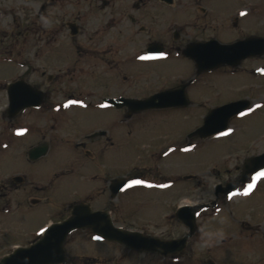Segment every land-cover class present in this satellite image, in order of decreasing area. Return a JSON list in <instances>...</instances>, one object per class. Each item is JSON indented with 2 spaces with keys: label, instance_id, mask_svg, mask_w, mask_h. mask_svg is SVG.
Listing matches in <instances>:
<instances>
[{
  "label": "rangeland",
  "instance_id": "rangeland-1",
  "mask_svg": "<svg viewBox=\"0 0 264 264\" xmlns=\"http://www.w3.org/2000/svg\"><path fill=\"white\" fill-rule=\"evenodd\" d=\"M214 1L176 0L175 3L206 5L209 13L220 10L222 16H227L229 13L217 7ZM241 1L246 2L224 0L231 4ZM79 3L97 5L102 0H81ZM219 3L222 4L220 0ZM39 4L37 0H0V183L10 184L11 177L17 174L26 179L7 196L1 197L0 193V258L15 246L28 245L35 240L45 224L64 218L70 203L77 200H90L93 208L109 209L120 226L164 239L182 236L188 229L176 218V208L183 203H212L217 184L235 180L246 157L264 152L262 78L254 74L250 81L241 76L243 74L234 79L220 78L222 102L246 96L247 85L252 86L253 110L234 118L224 132L226 135L189 140L188 134L201 125L208 110L220 103L214 93L215 74L196 76L193 65L188 67L190 63H185V80L196 79L192 89L201 92L197 100L203 99L206 105H190L179 113H142L133 115L141 116L138 119H124L121 111L115 108L101 113L102 104L92 107L95 109L79 104L65 107L70 100H77L71 97L69 90L63 89V82L70 84L65 75L73 72L69 66L73 54L69 49L70 34L66 27L57 24L61 30V56L47 63L45 68L49 73L64 77L63 87L51 91L44 107L28 109L12 121L7 118L8 98L1 86L20 77L27 69L24 64L30 63L34 71L28 80L44 87L40 75L43 62L33 49L27 57V51L22 50L21 38L26 21H29L24 17L25 8L30 7L33 15H37ZM190 9L189 13L185 12V40L213 36L211 28L215 24L210 26L197 20L193 17L194 8ZM43 20L48 24L46 19ZM90 20L88 27L102 24L100 16L95 18V14ZM49 27L46 25L47 31ZM204 27L205 33L202 32ZM34 34L38 36L36 31ZM96 69L95 65L91 78L82 82L85 84L83 94L148 93L130 88L121 91L117 81H111L107 89L96 87L95 80L100 75V72H94ZM97 70L102 71V68ZM118 73L121 70L108 71L110 78ZM257 104L261 107L256 108ZM98 128L109 132L104 166L97 162L98 153L96 159L90 161L77 145L83 141L88 148L85 135ZM44 140L50 144L49 153L35 163L28 162L27 150ZM184 144L187 150L182 148ZM165 152L168 154L164 155ZM130 173L134 179H143L148 184L168 186L128 187L113 200L109 195L103 200L88 197L99 185L101 176L110 180ZM188 175L191 177L186 178ZM31 180L37 182L39 192L33 188ZM249 184L253 187L248 195H244ZM33 198L38 199L36 203H31ZM198 213L196 232L188 239L185 261L181 254L176 261L167 258L173 261L171 264H205L208 260L215 264H264V176L250 177L231 195H219L215 204ZM98 240L89 231L73 232L65 244L68 260L64 264H167L155 254L129 251L116 243Z\"/></svg>",
  "mask_w": 264,
  "mask_h": 264
},
{
  "label": "flooded vegetation",
  "instance_id": "flooded-vegetation-1",
  "mask_svg": "<svg viewBox=\"0 0 264 264\" xmlns=\"http://www.w3.org/2000/svg\"><path fill=\"white\" fill-rule=\"evenodd\" d=\"M37 1L40 2L37 15H33V10L30 7L25 8L24 11V17L29 21H26L27 26L21 37L23 40L22 50L27 51L28 57L30 49H33L38 59L43 62L40 75L44 87H39L47 92L48 98L51 91H55L65 84L63 89L69 90L71 97L82 101L87 108L95 109L92 107H99V104L104 105L100 107L102 109L101 113L104 114L105 109L111 107L104 101L105 99L146 98L160 91L173 90V97L168 100L170 106L149 109L134 115L142 113L169 114L168 111L179 113L190 105L203 107L206 105L205 101L203 99L197 100L201 92L192 89L196 79L185 80V63H190L188 67L190 65L194 67V64L191 59L185 56L183 50L189 43L208 42L210 40L228 44L243 42L244 40L249 41L247 48H242L235 53L236 57H242L238 65H223L212 71L196 75L215 74L214 93L219 101L223 98L218 83L220 78L234 79L238 77L237 75L243 74L241 76H245L246 80L250 81L254 74L262 78L260 86L263 87L264 85V0H246V2L241 1L232 4L231 2H224V0H220L222 2L220 4L219 0H215L214 3L217 7L223 9L225 13H229L227 16H222L220 10L216 13H209V7L206 5L178 4L175 3L176 0L170 2L167 0H102V3L97 5L81 4L79 3L81 0H70V3H66V0ZM190 8H194L195 14H193V17L195 16L197 20L210 24V26L212 23L215 24L211 28L213 36L185 40V12L189 13ZM241 13H245V15H241ZM94 14L95 18L100 16L102 24L88 27L91 22L90 17ZM43 18L48 21V24ZM57 24L66 27L67 32L70 34L71 45L69 49L72 51L73 60L69 66L72 67L73 72L72 74L69 73L68 76L65 75L69 78L70 84L63 82V76L58 75V73H49L45 68L47 63H51L61 56V30L57 27ZM46 25H50L49 31H47ZM29 27H32V29L30 30ZM32 30L37 32V37L34 34L35 31ZM206 30V27H204L202 32L205 33ZM152 43H157L162 52L149 54L147 50ZM159 54H163L162 59L140 60L137 58L141 55ZM97 60L99 62H96ZM95 65L97 69L102 68V71L94 70V72H100L95 80L96 87L107 89L111 81H117L121 91L130 88L148 93L145 95L118 93L102 94L100 96L94 93L83 94L85 84L82 82L91 78ZM24 66H27L26 70H30V73L34 71L30 63H25ZM112 69H119L121 73L110 78L108 71ZM56 83L60 84L56 85ZM1 88V91L8 98L7 85H2ZM246 90L247 95L240 98H247L253 103L255 95L250 96L254 92L253 87L247 85ZM185 92L189 101L188 106H185ZM48 101L49 99H46L44 106ZM225 102L220 101L217 105ZM119 110L124 119L136 117L129 114L126 107ZM96 112L98 111L96 110ZM101 117L104 119L102 115ZM140 117L137 116L135 119ZM162 119L167 120L166 118ZM97 130L106 129L98 128ZM87 142L89 144L88 148L85 147L83 141L78 142L80 144L77 145L82 148L81 150L86 157H89L90 161L95 160L98 153L100 158L97 162H101V165L104 166L103 161L106 160L109 147V135L97 136L88 139ZM182 148L185 149V144L182 145ZM26 158L28 162L35 163L29 160L27 153ZM131 176L133 177V175ZM21 178L15 179L12 177L10 184L0 183L1 197L17 190L20 187L18 184L21 185L26 180L24 176ZM31 182L33 188L39 192L37 182L34 180H31ZM108 183L107 177L101 176L99 185L95 187L94 192L89 193L88 197L103 200L109 195ZM26 194L28 198V192ZM37 200V198H33L31 203H36ZM181 254L185 261V249ZM167 257L169 260H177L180 256L176 257L170 254L165 258H161L167 263H172L173 261H168Z\"/></svg>",
  "mask_w": 264,
  "mask_h": 264
},
{
  "label": "water",
  "instance_id": "water-1",
  "mask_svg": "<svg viewBox=\"0 0 264 264\" xmlns=\"http://www.w3.org/2000/svg\"><path fill=\"white\" fill-rule=\"evenodd\" d=\"M167 1L170 2L171 0ZM248 42L247 40L233 44H220L214 40L203 43L195 42L190 43L184 51L185 55L191 57L195 62L199 73L203 70L214 69L221 64H238L241 57H236L235 53L242 48H247ZM148 50L149 52L161 51L157 43L150 44ZM173 93L172 90H166L144 99L109 98L105 101L117 108L126 106L130 113H133L150 108L167 107L168 100L173 97ZM8 96V116L13 118L22 109L38 107L43 104L47 93L21 78L8 85ZM187 104L185 94V105ZM249 105V100L241 99L212 108L205 116L203 124L191 132L189 138L195 136L207 138L226 130L230 119L247 110ZM47 151V143H41L30 149L29 156L31 159H35L46 154ZM262 170H264V152L246 158L240 177L234 182H227L225 186L218 184L215 188L216 197L219 193H232L235 187L247 181L248 176L258 174ZM129 180L130 178L127 177L111 179L109 185L111 197H115L123 187L127 186ZM201 206L184 205L179 207L176 216L189 227V232L180 238L164 240L157 236L145 235L140 231L124 229L115 225L109 210H92L89 203H75L70 206L67 218L61 222L50 224L43 231L41 237L30 245L15 247L9 254L0 258V264H62L67 259L64 248L67 236L77 229L86 228L91 229L98 237L114 241L133 250L158 252L163 256L170 253L177 255L186 248L188 238L195 232V211Z\"/></svg>",
  "mask_w": 264,
  "mask_h": 264
},
{
  "label": "snow or ice",
  "instance_id": "snow-or-ice-1",
  "mask_svg": "<svg viewBox=\"0 0 264 264\" xmlns=\"http://www.w3.org/2000/svg\"><path fill=\"white\" fill-rule=\"evenodd\" d=\"M241 15H245V13H241ZM138 59L140 60H153V59H162L163 58V54H159V55H141V56H138L137 57ZM72 104H79L81 106H84L83 105V102L82 101H79V100H70L68 102V104L65 105V107H68L69 105H72ZM256 108H260L261 105L257 104L255 106ZM253 109L250 107L249 108V112H251ZM247 113H241V115H246ZM227 133H221V135H226ZM187 150V149H185ZM171 151V149L169 150ZM168 153L165 152L164 155H167ZM259 176H264V172H261L258 174ZM258 177H253V179H257ZM136 185H143V186H146V187H167L168 185H151V184H148L145 180L143 179H130L129 182H128V187H132V186H136ZM253 185L252 184H249L247 186V189L245 190V192L243 193L244 195H248L249 192L251 191ZM235 195V193L233 194ZM229 199H231V196L229 197ZM196 215H199V213L197 212ZM96 239H100V237H97Z\"/></svg>",
  "mask_w": 264,
  "mask_h": 264
},
{
  "label": "bare ground",
  "instance_id": "bare-ground-1",
  "mask_svg": "<svg viewBox=\"0 0 264 264\" xmlns=\"http://www.w3.org/2000/svg\"><path fill=\"white\" fill-rule=\"evenodd\" d=\"M227 86V85H226Z\"/></svg>",
  "mask_w": 264,
  "mask_h": 264
}]
</instances>
